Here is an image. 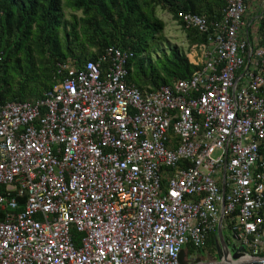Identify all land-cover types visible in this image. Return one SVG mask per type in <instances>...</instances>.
<instances>
[{
	"label": "built area",
	"instance_id": "2783aa9c",
	"mask_svg": "<svg viewBox=\"0 0 264 264\" xmlns=\"http://www.w3.org/2000/svg\"><path fill=\"white\" fill-rule=\"evenodd\" d=\"M264 5V0H263ZM248 0L206 34L201 67L158 89L128 83L109 46L34 101L0 99V264H186L223 230L264 255V35ZM23 199V203L21 202Z\"/></svg>",
	"mask_w": 264,
	"mask_h": 264
},
{
	"label": "trees",
	"instance_id": "16d2710c",
	"mask_svg": "<svg viewBox=\"0 0 264 264\" xmlns=\"http://www.w3.org/2000/svg\"><path fill=\"white\" fill-rule=\"evenodd\" d=\"M226 6L227 0H0V99L35 102L66 75L62 64H83L109 46L132 54L128 83L141 89L172 85L201 66L176 46L158 53L166 40L159 9L183 26L192 47L206 42V34L186 27L179 12L215 22ZM260 14L264 35V6ZM216 239L217 233H211L203 246L189 244L188 253L217 257Z\"/></svg>",
	"mask_w": 264,
	"mask_h": 264
},
{
	"label": "rangeland",
	"instance_id": "374dc122",
	"mask_svg": "<svg viewBox=\"0 0 264 264\" xmlns=\"http://www.w3.org/2000/svg\"><path fill=\"white\" fill-rule=\"evenodd\" d=\"M250 7H251V13L250 17L254 16L257 14L258 10L263 9V0H248ZM159 16L165 21L166 26L164 29V33L166 36L165 42L162 44L160 47L158 53L162 54L164 51L168 50L170 51L171 48L173 47H178L181 48L182 50L193 54V49L192 47H189L188 39H187V32L183 28L181 24H179L173 16L168 13L167 11H162L159 9ZM68 16V13H67ZM190 58V55H189ZM224 233H227L226 228H224ZM217 255V252L216 254ZM199 258H201L203 261L208 262V261H217L218 258L214 256V254H210L206 252L205 254L199 255Z\"/></svg>",
	"mask_w": 264,
	"mask_h": 264
},
{
	"label": "water",
	"instance_id": "95a60500",
	"mask_svg": "<svg viewBox=\"0 0 264 264\" xmlns=\"http://www.w3.org/2000/svg\"><path fill=\"white\" fill-rule=\"evenodd\" d=\"M222 219L218 225L216 248H217V261H201L197 259L194 264H264V256L259 257H246V248L243 244L238 242L239 238L235 236L236 241L229 242L224 234ZM187 251L183 249L180 253V261L186 264Z\"/></svg>",
	"mask_w": 264,
	"mask_h": 264
},
{
	"label": "flooded vegetation",
	"instance_id": "af4514ba",
	"mask_svg": "<svg viewBox=\"0 0 264 264\" xmlns=\"http://www.w3.org/2000/svg\"><path fill=\"white\" fill-rule=\"evenodd\" d=\"M197 258L199 259V256H198V255H197ZM217 258H218V256H217ZM186 259H187V258H186ZM200 260L203 261L201 258H200ZM186 262H187V260H186Z\"/></svg>",
	"mask_w": 264,
	"mask_h": 264
},
{
	"label": "crops",
	"instance_id": "0c3cea01",
	"mask_svg": "<svg viewBox=\"0 0 264 264\" xmlns=\"http://www.w3.org/2000/svg\"><path fill=\"white\" fill-rule=\"evenodd\" d=\"M262 3H263V2H262ZM263 6H264V5H263ZM259 12H261V10H260V11L258 10V12H257V13H259ZM189 55H190V53H188V56H189Z\"/></svg>",
	"mask_w": 264,
	"mask_h": 264
}]
</instances>
